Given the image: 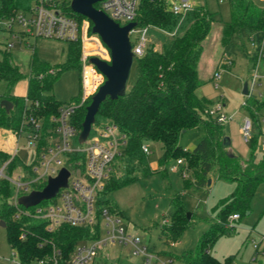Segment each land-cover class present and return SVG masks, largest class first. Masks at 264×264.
Segmentation results:
<instances>
[{
    "label": "trees",
    "instance_id": "16d2710c",
    "mask_svg": "<svg viewBox=\"0 0 264 264\" xmlns=\"http://www.w3.org/2000/svg\"><path fill=\"white\" fill-rule=\"evenodd\" d=\"M15 3L16 0H1L0 20L11 12ZM229 3L231 20L224 25L222 31V38L226 43L244 27L256 31L264 30L263 10L256 8L250 0H229ZM68 9L72 12L70 6ZM73 14L81 20L87 19L79 14ZM136 22L138 28H152L159 35L161 50L157 51L154 45H149L143 56L135 58L136 80L132 87L127 89L123 97L116 100L108 97L101 104L96 116L94 127L111 122L128 138L124 157L116 166L117 172L112 175L102 191L99 205H106L117 213V208L105 200V195L132 182L137 177V175L131 177L133 172L141 167L143 168L141 173H152L142 145L145 141L159 142L163 146L160 166H165L174 159L185 161L186 166H183L180 172L193 169L195 184L198 187L208 186L209 175L214 170L218 171L221 178L237 183V191L221 202L219 217L211 222L212 226L201 238L196 252L180 256L186 264H229L230 259L222 263L214 258L209 253V248L225 232L231 215L239 213L242 216L250 211L255 190L264 181V160L259 164H252V159L243 161L229 152L226 153L223 124L206 113L212 103L197 94L200 87L198 64L204 42L216 22V15L204 7H194L181 18L171 12L164 0H141ZM173 32L176 33L172 34ZM68 44L67 61L64 64L53 67L32 59L26 97L11 94L10 90L24 78V75L15 63L12 51H1L0 83L7 84V91L1 96V101H11L13 108L21 109L22 112L16 114L13 109L8 112L0 106V129L19 133L23 114L25 112L31 114L42 125V138L37 155L47 145L51 133L53 134L55 125L51 121L52 117L58 116L60 108L64 106L53 95L54 81L61 73L71 69H78L81 73L80 42ZM79 99L73 102L78 103ZM90 104L91 100L77 107L71 120L79 138ZM255 104L258 109L264 106V102ZM245 105L248 107L247 102ZM249 109L253 122L255 120L259 122L251 108ZM201 124L205 126V134L197 146L192 151L183 149L179 143L181 134ZM71 156L72 160L82 158L75 154ZM11 157L12 154L9 152L0 150V168ZM217 163L220 164L219 169L216 168ZM124 164L127 167L124 168L126 174L120 177L118 170ZM244 164L252 165L253 169L242 171ZM19 167L27 171L30 169V166L23 165L18 156H15L9 163L6 174L12 176ZM14 195V186L7 179L0 178V220L6 224L8 242L16 251L20 264H33L52 255L55 249L62 252L61 264H67L71 253L80 242L96 239L100 234L99 226L96 228V234L91 236L89 228L60 225L50 230L45 220L26 214L19 216L20 211H32L34 206L26 207L19 203L15 205ZM169 219V223L161 227L160 239L167 245H173L181 239L193 218L188 219L182 205L177 203L175 213L171 214ZM24 232L26 238L22 239Z\"/></svg>",
    "mask_w": 264,
    "mask_h": 264
},
{
    "label": "rangeland",
    "instance_id": "374dc122",
    "mask_svg": "<svg viewBox=\"0 0 264 264\" xmlns=\"http://www.w3.org/2000/svg\"><path fill=\"white\" fill-rule=\"evenodd\" d=\"M164 1L169 7L181 2V0ZM250 1L256 8L264 11V0ZM189 2L194 7H204L216 15V22L204 42L198 64L200 87L197 94L212 103L209 109L214 108L218 103L223 105V112L228 120L223 123L222 133L230 143L224 151L243 161L252 159V164H259L264 160V106L258 109L255 103L264 102V58L259 56L257 47L262 33L244 27L226 43L222 38V31L224 25L231 20L229 0H189ZM24 4L26 5V2ZM86 21L87 41L85 44L80 42L82 54L86 51L89 59L99 57L109 60V50L100 37L92 33L91 22L87 19ZM147 37L150 39L149 45H154L157 51L161 50L160 37L152 28H149ZM130 40L132 45H136L139 34H132ZM6 42L17 43L7 33L1 32L0 59ZM26 42L17 43L11 50L15 63L24 75V78L10 90L11 94L19 97L27 96L32 59L53 67L64 64L67 61L69 46L67 42L53 39L28 38ZM80 63L82 71V56ZM136 70L137 65L134 63L128 88H131L136 80ZM256 71L260 78L252 89V78ZM218 73L219 78L216 77ZM246 82L250 91L248 96L243 93ZM81 87L80 71L71 69L61 73L54 81L53 95L63 105H67L79 99ZM6 91L7 84L1 82L0 103L1 96ZM246 102L259 119V122L254 121L252 139L249 143L244 141L241 130L245 118H252L250 109L245 105ZM13 110L16 114L22 112L21 109L13 108ZM204 134L203 124L188 130L181 134L180 146L192 151ZM82 143L78 137L73 140L74 147H83ZM144 144L151 151L148 164L152 173H141L142 167L135 170L131 177L136 175L137 177L132 182L108 193L104 198L117 208L116 214L121 217L129 235L138 238L141 247L143 245L149 247L151 253L158 259V264H186L180 256L188 252H196L201 238L210 230L211 222L219 217L221 202L233 196L238 185L235 181L221 178L218 171L214 170L209 175V179L212 180L211 185L198 187L195 184L193 169L183 173L171 170L176 166V159L165 166H160L163 156L161 143L145 141ZM0 150L10 154L16 151L23 165L32 166L38 162L37 149L28 146V138L25 134L19 136L12 130L0 129ZM120 161L121 159L117 160V164ZM184 164L181 168L186 166L185 161ZM218 165L220 164L217 163L216 168L219 169ZM51 167L57 168L55 165ZM125 167L126 164L118 170L120 177L126 174ZM242 168V171L253 169L249 164H244ZM23 170V167H19L13 177H17ZM184 172L187 176H184ZM177 203L182 205L185 214L191 213L193 219L181 239L174 245H167L160 239V231L162 226L169 223V217L175 213ZM228 223L231 225L225 226V232L209 248V253L222 263L230 259L229 264H264V181L255 190L250 211L235 222L230 223L228 220ZM7 235V228L0 225V264H20L16 251L8 242ZM105 236L103 232L102 237ZM134 251L132 246L109 244L99 251L93 264H142L143 258L136 256Z\"/></svg>",
    "mask_w": 264,
    "mask_h": 264
},
{
    "label": "built area",
    "instance_id": "2783aa9c",
    "mask_svg": "<svg viewBox=\"0 0 264 264\" xmlns=\"http://www.w3.org/2000/svg\"><path fill=\"white\" fill-rule=\"evenodd\" d=\"M72 1L16 0L15 7L0 20V33H7L18 44L25 43L28 38L85 44L87 21L79 19L73 11V13L69 11L68 7H71ZM140 2L141 0H103L94 6L115 22L125 26L136 21ZM193 8L189 0H181L180 3L170 6L171 12L181 18ZM148 32L149 28L139 30L138 26L130 32V36L134 33L139 34L138 43L132 45L135 58L145 54L150 40L147 37ZM260 32L262 37L257 47L259 56L264 58V30ZM17 43L6 42L4 50L11 51ZM81 56L83 67L79 102L62 106L59 115L52 117L51 121L55 125L53 134L51 133L47 145L37 155L38 162L35 165L30 166L28 171L23 170L17 177H13L14 174L7 175L9 163L17 156L15 151L11 159L0 169V178L7 179L14 186L13 202L17 205L20 197L28 196L33 191H42L50 178L57 177L63 168L68 169L70 176L67 186L61 188L55 197L34 206L32 211H20L18 214L45 220L50 230L60 225L85 227L91 230L93 236L99 226V236L80 242L71 253L67 264H93L102 248L115 243L134 247V254L143 258L142 264H158V259L151 253L150 248L144 245L141 247V241L129 235L121 217L108 206L99 205L102 191L112 175L117 172L116 161L124 157L128 145L127 135L117 125L107 122L101 126L93 125L90 135L82 143L83 147L73 146V140L78 137L77 129L71 122L75 110L91 100L106 80L105 76L90 63L92 57L89 59L86 51ZM216 77L219 78L220 74H216ZM259 78L256 71L252 78V89L257 85ZM26 103L29 104V101L26 100ZM223 111V105L218 103L206 113L223 124L228 120ZM253 125L251 118H245L241 128L245 142L249 143L252 139ZM16 134L19 136L25 134L28 146L38 150L42 138V125L31 114L25 112L21 130ZM142 150L147 156L151 154L145 144L142 145ZM72 154L80 155L82 158L72 160ZM183 164L184 161L179 159L171 170L180 172ZM52 165L57 168H52ZM184 176H187L185 172ZM240 217L239 213H235L229 217V222H235ZM103 232L106 234L104 238ZM21 238H26L25 232ZM62 257V252L55 249L52 255L33 264H61Z\"/></svg>",
    "mask_w": 264,
    "mask_h": 264
},
{
    "label": "water",
    "instance_id": "95a60500",
    "mask_svg": "<svg viewBox=\"0 0 264 264\" xmlns=\"http://www.w3.org/2000/svg\"><path fill=\"white\" fill-rule=\"evenodd\" d=\"M103 0H73L71 9L74 13L87 18L93 25L92 33L98 35L102 43L110 52V61L103 60L99 57H92L90 63L93 64L106 78L104 84L98 92L92 96L91 104L87 107V114L83 123V131L79 141L84 142L93 125L96 123V116L101 104L109 97L116 100L123 97L128 89V82L135 61V54L132 50L130 32L138 26V23L132 22L125 26L112 20L104 12L95 8V4ZM244 95H249L248 83L244 84ZM1 107L8 112L13 109L14 105L9 100H2ZM229 139L224 138V146H229ZM70 172L63 168L59 175L50 178L46 187L42 191H33L28 196L21 197L18 203L26 207L36 206L43 200H49L55 197L58 191L67 186ZM212 180H208L210 186ZM191 219L192 214H187ZM0 225L6 227L5 222L1 221Z\"/></svg>",
    "mask_w": 264,
    "mask_h": 264
}]
</instances>
